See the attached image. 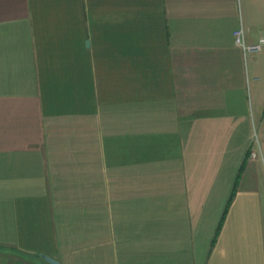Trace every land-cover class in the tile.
<instances>
[{"label": "crops", "instance_id": "crops-1", "mask_svg": "<svg viewBox=\"0 0 264 264\" xmlns=\"http://www.w3.org/2000/svg\"><path fill=\"white\" fill-rule=\"evenodd\" d=\"M42 255L264 264V0H0V264Z\"/></svg>", "mask_w": 264, "mask_h": 264}, {"label": "built area", "instance_id": "built-area-1", "mask_svg": "<svg viewBox=\"0 0 264 264\" xmlns=\"http://www.w3.org/2000/svg\"><path fill=\"white\" fill-rule=\"evenodd\" d=\"M234 40L237 46L241 47L244 52H254L260 49V44H246L244 40V32L242 28L237 29L234 33ZM257 153L254 150H250L249 156L254 158Z\"/></svg>", "mask_w": 264, "mask_h": 264}, {"label": "water", "instance_id": "water-1", "mask_svg": "<svg viewBox=\"0 0 264 264\" xmlns=\"http://www.w3.org/2000/svg\"><path fill=\"white\" fill-rule=\"evenodd\" d=\"M41 257L44 258L46 261L50 262L51 264H57V262L55 260H52L51 258H49L45 255H42Z\"/></svg>", "mask_w": 264, "mask_h": 264}]
</instances>
